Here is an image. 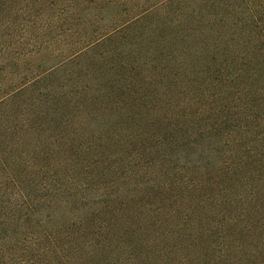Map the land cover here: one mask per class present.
I'll return each mask as SVG.
<instances>
[{"label":"trees","instance_id":"1","mask_svg":"<svg viewBox=\"0 0 264 264\" xmlns=\"http://www.w3.org/2000/svg\"><path fill=\"white\" fill-rule=\"evenodd\" d=\"M0 264H264V0H0Z\"/></svg>","mask_w":264,"mask_h":264}]
</instances>
